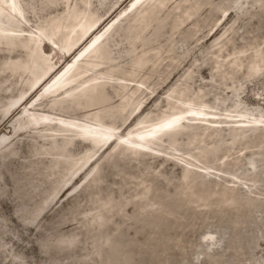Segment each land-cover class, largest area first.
Masks as SVG:
<instances>
[{
    "label": "rangeland",
    "instance_id": "obj_1",
    "mask_svg": "<svg viewBox=\"0 0 264 264\" xmlns=\"http://www.w3.org/2000/svg\"><path fill=\"white\" fill-rule=\"evenodd\" d=\"M16 1V21L23 31L16 43L9 46L14 49V54L8 55L0 49V70L6 60L26 58L24 52L27 49L23 45L29 42L23 35L36 32L39 26H44L49 33L48 19L65 18L68 12L81 10L85 4V0H71L74 6L69 10L63 0ZM86 1L94 17L105 19L113 8H117L107 21L108 28L132 5L130 0L127 3L120 0ZM208 1L209 5L204 6L195 18L182 25L178 23L187 6L182 0H177L180 11L169 5L162 13L157 10L158 1L153 0L156 8L143 14L150 21L145 32L136 26L139 21L134 15L117 26L115 23V32L104 44L108 52L107 64L95 75L100 77L98 86L101 88L88 91L92 98L84 99L80 96L83 92L81 82H76L69 89L71 93L59 97L53 108L57 114L81 121H87V114L100 111L99 116L105 125L115 126L117 136H127L131 129L125 131L120 125L139 101L132 100L130 107L121 112L123 100L118 101L115 96L123 95L118 85H131L129 79L135 73L134 61L142 56L149 62L139 73L138 80L149 82L143 85V89L145 95L150 94L144 99L147 104L145 115L149 117L139 126L172 113L184 112L189 106L178 103V99L186 95L187 99L195 101L193 108L201 107L218 115L216 119L221 122L211 127L218 128L219 135L213 137L211 131H207L204 137L203 126L184 119V125L177 129L179 133L171 143L173 147L161 140L158 146L149 149L152 155L132 158L123 146H119L100 162L91 176L93 181L88 179L85 189L60 200V193L53 198V187L42 175L48 161L39 158L44 149H49L46 143L39 142V137H52L50 134L53 133L28 128L24 135L10 136V129L13 132L14 128L7 127L23 107L18 109L7 121H0V134L7 137L5 142L13 140V148L3 153L4 158L0 159V264H264V130L243 133L232 128L237 127L236 117L226 116L242 114L247 120L243 127L264 126V65L259 68L257 77L248 65L253 59L249 46H261L264 50V0L261 3L255 0V4L252 0H242L240 10L234 4L236 0ZM191 2L194 0H188ZM198 3L201 5L202 2ZM227 5L232 7L228 10L230 16L227 20L217 26L220 37L210 40L217 29L213 26ZM230 26L231 30L225 34L227 37H221ZM135 32L141 37L140 42L134 41ZM221 46H224L221 53H217ZM241 50L245 52L240 56L242 67L239 70L228 62L224 63L223 59L230 53ZM43 51L47 54L51 50L44 46ZM215 58L220 59V65L223 64L218 70L214 69ZM36 62L40 64V60ZM42 67L40 64L39 70ZM4 70L7 73L0 71V115L11 100L28 88L29 83L28 78L20 77L23 69ZM26 72L32 74L35 69H26ZM48 103L49 100L41 101L33 113L47 114ZM167 103H172L177 110H168ZM91 104L92 110L87 107ZM15 125L18 130L32 126L24 120L15 122ZM236 134L239 140L232 143ZM77 136H68L65 143L62 140L57 143L62 149L73 142V146L66 149L71 155L80 156L89 147L76 141ZM191 141L193 144H189ZM222 144L226 146L222 147ZM211 145L216 146L217 151L216 155L205 159L204 164L208 161L206 165L191 158L203 147ZM61 165L62 174L65 166ZM185 169L189 180L197 177L204 188L213 191L221 187L233 189L238 196V205L235 208L223 205L226 207L221 206L220 210L215 206L204 209L202 203L189 204L179 194L180 178ZM62 176L65 178L64 174ZM142 186L149 189L151 199L161 201L170 213L146 215L144 211L149 212L142 210L137 200ZM152 194H156V198ZM56 197L59 199L56 204L42 209L49 198L55 201ZM106 199H112L117 206L120 204L118 207L123 211L110 215V218L105 213L106 220L100 229L84 218V214L96 206L95 201ZM43 210L45 212L34 224L32 219ZM31 222L34 225L28 224ZM67 238H74L70 246L60 242Z\"/></svg>",
    "mask_w": 264,
    "mask_h": 264
},
{
    "label": "bare ground",
    "instance_id": "obj_2",
    "mask_svg": "<svg viewBox=\"0 0 264 264\" xmlns=\"http://www.w3.org/2000/svg\"><path fill=\"white\" fill-rule=\"evenodd\" d=\"M63 1L65 6L69 10H71V7L73 5L71 0H63ZM81 1L83 2L84 0ZM120 1L122 3L125 2L127 3L129 0H120ZM152 1L153 0H130L129 4L130 3L132 4L130 6V9L127 8L129 10L127 11L126 9L125 14L123 15L119 14L117 16L118 18L116 17L117 18V21L115 22L116 26L118 25L119 22L124 21L128 16L134 15L135 20L137 19L139 21L138 24L135 23L136 26H138L139 29L144 30L143 32H145V30L148 29L147 27L149 26L150 21L148 19H145L143 17V14H145L148 11H153V9L156 8L152 4ZM157 1H158L157 10H159V13H162L163 10L169 5H172L173 9L179 10L180 8L179 3H177V0L176 1L157 0ZM199 1L202 2L201 5H198ZM240 1L242 0H236V3H234L237 6V8L240 6L239 5ZM84 2L85 4L83 3L84 5L82 6L83 8L81 10L76 9L71 13L68 12L65 18L53 17L48 19L49 33H46L44 26H39L38 28H36V32H29L28 34L23 35L25 37V41L29 42L30 44V46H28L29 44L28 45L24 44L23 47H25V49L27 50L29 49L32 50V52L28 53L26 50L24 52L26 54L25 56L26 58L24 60L9 59L4 61L2 63V68L0 70L3 71L4 73H7V71L4 70L5 68L7 69L9 68L10 71L12 69L13 70L23 69L21 70L20 77H26L29 79L28 88L22 91L17 98L11 100L9 105L3 109L0 115V121L4 123L10 117H12V115L18 109H21L23 107V110L20 111L17 116H15V119L16 118L17 119L16 120L13 119L11 123H9L10 125H8L7 127L9 129L10 127L14 128L13 132L12 129H10V136H12V134L24 135L26 132H28V128L33 131L47 130L53 133L50 134L52 137L47 138V136L45 137L43 135L39 137V142L46 143V145L49 146V149H44L45 151L44 150L42 151L41 153L42 155L39 158L47 159L48 166L43 170L42 175L45 176L47 181H50V186L53 187V191H52L53 198L54 195H56V193H60V197H59L60 200L65 195L69 197H73L77 194V192L85 189L88 186L86 185L88 183V179H91V176L97 169L100 162L106 160L119 146H123L125 151H127L129 153V156L132 158H135L139 155L148 156L150 154L149 149H151L153 145L158 146L161 140H166L167 142H169L170 143L169 146L171 147L174 146L171 143H173L174 141L173 140L174 136L179 133V130L177 129L178 128L180 129L184 125L183 124L184 119L192 120L193 122L196 123V125L203 126L204 132L202 136L204 137L206 136L207 131L208 132L211 131L210 133L211 135H213V137L218 136L219 135L217 130L218 128H212L211 126L221 122L219 119H216V116H218L216 113L209 111L206 112L201 107L193 108L192 106H194L195 101L193 99H187L188 97L186 95H183L178 99V103L189 106L188 108H186L184 112L172 113L167 117L158 119L156 122H152L150 120V122L148 121L146 124L139 126V124L142 121H145L149 117L148 115H145V109L147 107V104L145 105L144 99L150 94L149 93L145 95L146 91L143 89V85L146 84V82L148 81H146L145 83H141L142 81L138 80L139 73L144 68L147 67L146 63L149 62L147 58H142V56L136 57L134 61L135 73H133L131 79H129L131 85H125V86H121L122 84L118 85L117 88H120L122 90L123 95L115 96L118 99V101L123 100L122 104L124 105V107L121 112H124L126 108L130 107L131 105L130 102L132 100L139 101L134 106V109L130 110L127 113L126 118L123 120L122 124L120 125L125 127L124 128L125 131L131 129L128 132L127 136H117L116 133L117 128L115 126L105 125L103 119L101 118V116H99L100 111H98L99 113L91 112L90 114H87L86 117L87 121L68 118L64 115L55 113L56 108H53V105H55V103L58 102L59 97L63 98L69 95L71 93L69 92V89H71L76 82H81L80 86L83 92L81 90L79 91L82 92L80 96L84 99L92 98L91 93L89 94L88 91L91 90L94 91L98 87L101 88V86H98L99 85L98 80L100 77L97 78L95 75L100 71H102L107 64L106 57H108V52L104 44L105 42H107L110 36L113 35V33L117 28L115 27V23L108 28L109 23H107V21L113 16V14L116 13L117 8H113L111 10V13L108 15V17L104 19V17L102 18L94 17V15L91 13L90 6H88L87 1L85 0ZM182 2H185L187 6L186 9L183 11V15H181L182 19L180 20L178 25H182L183 23L195 18L199 13V11L204 6H207L210 3L208 0H194V2L191 3H188V0H182ZM258 2L261 3L262 1L259 0ZM252 3L255 4V0H252ZM197 5L198 8H196ZM16 6H17L16 0H0V49L4 50L8 55L14 54L15 52L14 49L10 48L9 46L16 43L17 38H19L20 36V32L23 31L22 29H20L19 26L20 24H18L16 21L18 19ZM231 7L232 6L229 5H227L225 8L223 7L224 9H222L219 19L215 23L213 28L214 27L217 28V26H220V24L223 21L227 20V18L230 16V14L228 15V10ZM73 9L75 8L73 7ZM192 9H194L193 12H191ZM111 21H113V19ZM231 28L232 26H230L226 30L224 29L225 32L221 35V37L224 36L226 33H228L231 30ZM217 32H218V28L211 35L210 40L217 38V36H219ZM133 39L136 42H140L141 37L135 32ZM44 46L50 47L51 50L50 53L47 54L44 53L43 51ZM223 47L222 46L219 47L217 49V53L219 52L221 53ZM250 47L252 48L253 59L249 61L248 65L251 70L253 69L252 71L254 76L257 77L260 72L259 68L262 65H264V50L262 49L261 46H256V45L254 47L249 46L248 49H250ZM244 52L245 50L232 52L227 57H225L223 61L224 63L225 62L230 63L231 65H233V67L236 70H239L242 67V60L240 56ZM219 56L217 57L219 58ZM34 57H36V59L32 61V58ZM37 59L40 60V64L44 66L40 68V70H39L40 64L36 62ZM219 63H220V59L215 58V64H216L214 67L215 70L220 69L219 66L222 67L223 64L220 65ZM32 68L35 69L34 73L29 74L28 72H26V69H32ZM8 74L13 75L12 73H8ZM94 94H96V92L93 93V95ZM43 100H49L48 103L49 110L47 111V114L33 113V110L37 109L39 103ZM104 102L105 100L102 101V103ZM92 106L93 105L91 104L87 107L91 108L92 110ZM175 107L176 106H174L172 103H167L166 106L168 110H174V109L177 110V108ZM87 111L88 110H86V112ZM226 116L227 118L236 117L235 122L237 123L236 124L237 127H232V128L241 130L243 133H247L252 130L254 131L260 129L264 130V126L262 124H257L254 127H248V126L243 127L247 122V120L244 119V116L242 114L236 116H231V115H226ZM19 120H24L26 121V123L27 122L31 123L32 126L22 127L18 130L16 129L15 122ZM76 135H78L76 141L86 144L89 147V149L83 152L80 156L71 155L69 153V149H66V148H71L73 146V142L67 145L69 147L62 149L60 148L61 146L58 145L57 143V141L59 140H62V142L65 143L68 136L74 137ZM238 137L239 136L237 134L234 135L233 137L234 141H232V143H236L235 140H237ZM6 138L7 137L5 136V134H0V159L4 158L3 153H7L11 148H13V144H12L13 140H11L10 142H5ZM241 141H244V139L243 140L241 139ZM192 142L193 141H191L189 144H193ZM223 146L226 145L222 144V147ZM243 146H245V144ZM216 151H217L216 146L213 145L208 147H203L196 153L195 156H191V158H193L194 160H196L197 162L201 163L204 166L208 162L207 161L206 164H204L205 159H207V157L209 156H213L214 154L216 155L215 153ZM220 162H223V160ZM61 164L65 166L66 173L65 172L62 173L65 175V178L62 176L60 171V167L62 166ZM187 171L188 170L185 169L183 171L184 173L180 178L181 191H179V194L181 195V197L187 200L189 204L202 203L201 206L204 209L210 208L211 206H215L217 209H220V207L221 206L223 207V205L234 206L235 208V205L236 206L238 205L237 204L238 196L237 197L235 196L234 194L235 192L233 189H230L228 187H221L220 189L218 188L219 190L217 191L209 190L207 188H204L202 185H200L199 184L200 181L198 182L197 177L193 178L190 172L189 173L191 174L192 178L191 180H189ZM92 179L91 182L93 181ZM175 190L177 191V189ZM155 195L153 196L155 197ZM149 196H150L149 189L146 186H142L139 198L137 200H139L138 203L140 204L142 210H147L149 212L147 213L146 211H144L146 215L150 214V216L151 215L157 216L161 214L170 213L169 210L164 208L165 205L163 206V204L160 203L161 201L157 202L154 200V198L151 199V196L150 197ZM53 198H49L47 200L45 207H43L42 209H45L46 207H51L52 205L56 204V202L59 199L57 200L58 197H56L55 201H53ZM95 204L96 206L94 208L92 207L93 209L90 212L84 214V218L90 220L92 224L96 225L100 229L102 225H104V222L106 220L104 217L105 213L110 218V215L112 217L114 213L120 214L121 211H123L120 207H118L120 204L118 206L115 205L112 199L111 200L106 199V201H102V202L95 201ZM216 208L215 210H217ZM44 212L45 210H43L42 212H38V214L35 215V217L32 219L34 224ZM33 223L31 222L28 224L34 225ZM73 241L74 238H67L60 240V242L67 244L68 246H70L73 243ZM76 242L77 241H75V243ZM105 243L108 244L107 241ZM105 245L106 244H104V246Z\"/></svg>",
    "mask_w": 264,
    "mask_h": 264
},
{
    "label": "water",
    "instance_id": "obj_3",
    "mask_svg": "<svg viewBox=\"0 0 264 264\" xmlns=\"http://www.w3.org/2000/svg\"><path fill=\"white\" fill-rule=\"evenodd\" d=\"M239 10L241 9V7L238 8Z\"/></svg>",
    "mask_w": 264,
    "mask_h": 264
}]
</instances>
